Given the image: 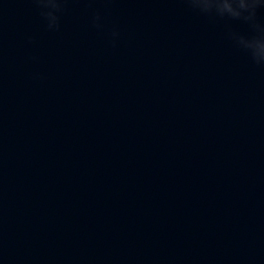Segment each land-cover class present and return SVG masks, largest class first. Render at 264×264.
Here are the masks:
<instances>
[{
	"label": "water",
	"instance_id": "obj_1",
	"mask_svg": "<svg viewBox=\"0 0 264 264\" xmlns=\"http://www.w3.org/2000/svg\"><path fill=\"white\" fill-rule=\"evenodd\" d=\"M0 264H16L8 160L0 98Z\"/></svg>",
	"mask_w": 264,
	"mask_h": 264
},
{
	"label": "clouds",
	"instance_id": "obj_2",
	"mask_svg": "<svg viewBox=\"0 0 264 264\" xmlns=\"http://www.w3.org/2000/svg\"><path fill=\"white\" fill-rule=\"evenodd\" d=\"M62 2V0H36V3L41 5V6H46V5H50L53 9H59L60 3ZM189 2L191 3V0H189ZM223 0H210V3L215 5V6H220L222 4ZM192 4V3H191ZM221 16H224V14L218 13ZM232 18H238V14H233V15H228ZM246 21H250L252 22V26L253 28L256 30V32L258 33L257 35L253 36L251 39V41L254 42H260V41H264V26H261L259 24L255 23V11L252 13L250 18H243ZM246 50H248L250 52V55L252 56V58L259 63L260 61L256 58L257 54H258V50L256 48H245Z\"/></svg>",
	"mask_w": 264,
	"mask_h": 264
}]
</instances>
